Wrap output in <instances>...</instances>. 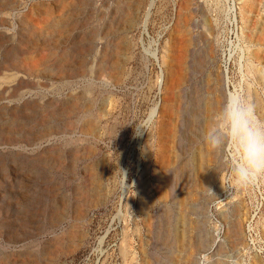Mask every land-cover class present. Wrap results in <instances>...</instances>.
Returning a JSON list of instances; mask_svg holds the SVG:
<instances>
[{"label":"rangeland","instance_id":"obj_1","mask_svg":"<svg viewBox=\"0 0 264 264\" xmlns=\"http://www.w3.org/2000/svg\"><path fill=\"white\" fill-rule=\"evenodd\" d=\"M234 92L264 121V0H0V264H264Z\"/></svg>","mask_w":264,"mask_h":264},{"label":"clouds","instance_id":"obj_2","mask_svg":"<svg viewBox=\"0 0 264 264\" xmlns=\"http://www.w3.org/2000/svg\"><path fill=\"white\" fill-rule=\"evenodd\" d=\"M206 138L214 149L233 145L232 174L238 186H246L264 174V121L257 118L254 105L240 92L225 97ZM122 173L125 181L126 174Z\"/></svg>","mask_w":264,"mask_h":264},{"label":"bare ground","instance_id":"obj_3","mask_svg":"<svg viewBox=\"0 0 264 264\" xmlns=\"http://www.w3.org/2000/svg\"><path fill=\"white\" fill-rule=\"evenodd\" d=\"M48 21V20H47ZM27 64V63H26ZM29 64V63H28Z\"/></svg>","mask_w":264,"mask_h":264}]
</instances>
